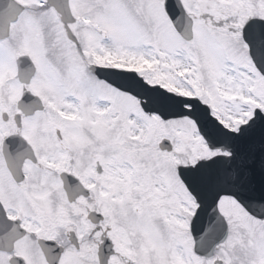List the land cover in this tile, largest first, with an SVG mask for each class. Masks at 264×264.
<instances>
[{
    "label": "snow or ice",
    "instance_id": "6c2138e0",
    "mask_svg": "<svg viewBox=\"0 0 264 264\" xmlns=\"http://www.w3.org/2000/svg\"><path fill=\"white\" fill-rule=\"evenodd\" d=\"M0 264H264V0H0Z\"/></svg>",
    "mask_w": 264,
    "mask_h": 264
}]
</instances>
